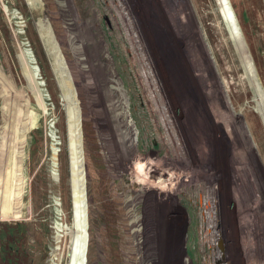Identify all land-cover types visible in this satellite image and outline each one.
Instances as JSON below:
<instances>
[{
	"label": "rangeland",
	"instance_id": "rangeland-1",
	"mask_svg": "<svg viewBox=\"0 0 264 264\" xmlns=\"http://www.w3.org/2000/svg\"><path fill=\"white\" fill-rule=\"evenodd\" d=\"M256 80L264 0H0V264H264Z\"/></svg>",
	"mask_w": 264,
	"mask_h": 264
},
{
	"label": "water",
	"instance_id": "water-1",
	"mask_svg": "<svg viewBox=\"0 0 264 264\" xmlns=\"http://www.w3.org/2000/svg\"><path fill=\"white\" fill-rule=\"evenodd\" d=\"M233 33H234V37L236 38V41L238 42L237 48L242 55V58L246 64V67H247L248 71L252 74V76L255 77L257 72L253 66H250L251 65L249 63L250 57L248 55H245V47H244L245 45L243 44V42L241 40L242 38L234 30H233ZM48 34L53 40V34L50 31V28H49ZM54 46L55 47L53 48V53L56 56V62H57L58 67L62 73V79L59 83V86H60V89L62 92V97L64 99V107L66 109V116H68V103L70 102L73 104H77L80 113H79L78 121L76 122V125L79 128V130L81 131V108L79 106V100L77 98V93H76L75 87H74L73 82H72V77H71V75L67 69L63 55L59 52V46L57 45V43L55 41H54ZM37 67L39 68V66H37ZM256 87H257L256 88V91H257L256 96L257 97H255V98L257 101V105H258L259 109L261 110L263 118H264V97L261 95L262 93L259 92L261 90V85H260L259 81H257V80H256ZM6 95H5V97L7 99ZM9 97H10V99L7 100L8 104L6 106V112H7V117L10 116L11 123H8V124L17 125L16 122L21 121V120L23 121V119L25 118L23 116L24 115L26 116V113L21 108L20 109L23 112L21 110H19L20 99L18 96L13 95V96H9ZM15 103H16V108H15ZM8 106H9V108H8ZM20 116H21V118H19ZM22 121H21V123H22ZM21 128H23V130L25 129L24 127H21ZM10 130H11V128H10ZM68 154H69V152H68ZM78 154H79V157H82V164L80 166L83 167V164H84L83 147L82 148L80 147V149L78 150ZM70 155L71 154H69V164L71 163V159H72L71 158L72 156H70ZM68 254H71V252H68Z\"/></svg>",
	"mask_w": 264,
	"mask_h": 264
},
{
	"label": "bare ground",
	"instance_id": "bare-ground-1",
	"mask_svg": "<svg viewBox=\"0 0 264 264\" xmlns=\"http://www.w3.org/2000/svg\"><path fill=\"white\" fill-rule=\"evenodd\" d=\"M24 56H26L25 57V59L27 60V68H28V70H29V72H30V74L32 75V76H35V78L37 79V81H38V83H40V84H42V82L40 81V80H38V78H39V69H38V71H37V69L34 67V65L32 64V62H31V60H30V56H29V54H28V52H25L24 51ZM43 85V84H42ZM41 85H39L38 84V87H39V89L41 90V87H40ZM45 94V93H44ZM42 106V105H41ZM47 103H46V109H47ZM73 108H74V106H73ZM54 115V114H53ZM74 118H75V115H74ZM50 121V120H49ZM69 120H67V124L69 123L68 122ZM69 125V124H68ZM69 127V126H68ZM54 135V134H53ZM75 136H76V128H75ZM54 137V136H53ZM69 147H70V145H69ZM53 150H54V147H53ZM57 151H58V149H57ZM77 264H79V261L77 262Z\"/></svg>",
	"mask_w": 264,
	"mask_h": 264
},
{
	"label": "flooded vegetation",
	"instance_id": "flooded-vegetation-1",
	"mask_svg": "<svg viewBox=\"0 0 264 264\" xmlns=\"http://www.w3.org/2000/svg\"><path fill=\"white\" fill-rule=\"evenodd\" d=\"M49 28V26H47V29ZM151 206L149 205V204H147L146 203V205L144 204V206H143V211H145V217H144V219L147 221L148 220V222H151V220H150V217H148L149 215H148V210H149V208H150ZM152 208V207H151ZM147 213V214H146ZM146 216H147V218H146ZM145 221V222H146ZM215 237V236H214ZM212 238V237H211ZM214 241H215V238H214ZM219 242V241H218ZM216 243V242H215ZM218 244H206V246L208 247V249H209V251H210V253L212 254V257H213V250L215 249V247L217 246ZM180 254H181V259H183V252H182V249H181V251H180ZM184 254H185V252H184ZM215 256L217 255V257L219 258V254L217 253V252H215V254H214ZM146 258V260L148 259L147 257H145ZM154 258H156L157 259V257H154ZM214 258V257H213ZM221 260V258L219 259V261ZM211 264H214L213 262H211ZM223 264H225V263H223Z\"/></svg>",
	"mask_w": 264,
	"mask_h": 264
},
{
	"label": "trees",
	"instance_id": "trees-1",
	"mask_svg": "<svg viewBox=\"0 0 264 264\" xmlns=\"http://www.w3.org/2000/svg\"><path fill=\"white\" fill-rule=\"evenodd\" d=\"M32 77H33V79H34V82L37 83L36 78H35L34 76H32Z\"/></svg>",
	"mask_w": 264,
	"mask_h": 264
},
{
	"label": "clouds",
	"instance_id": "clouds-1",
	"mask_svg": "<svg viewBox=\"0 0 264 264\" xmlns=\"http://www.w3.org/2000/svg\"><path fill=\"white\" fill-rule=\"evenodd\" d=\"M140 167H143L142 165H140Z\"/></svg>",
	"mask_w": 264,
	"mask_h": 264
},
{
	"label": "built area",
	"instance_id": "built-area-1",
	"mask_svg": "<svg viewBox=\"0 0 264 264\" xmlns=\"http://www.w3.org/2000/svg\"><path fill=\"white\" fill-rule=\"evenodd\" d=\"M214 243H215V241H214Z\"/></svg>",
	"mask_w": 264,
	"mask_h": 264
}]
</instances>
